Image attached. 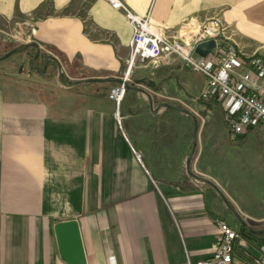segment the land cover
Returning <instances> with one entry per match:
<instances>
[{"label": "crops", "instance_id": "1", "mask_svg": "<svg viewBox=\"0 0 264 264\" xmlns=\"http://www.w3.org/2000/svg\"><path fill=\"white\" fill-rule=\"evenodd\" d=\"M120 1L168 35L208 19L218 0ZM251 10L264 20V3ZM0 22L22 25L39 47L28 90L0 79V264H67L54 226L68 220L78 224L85 264L197 263L215 254L217 220L239 229L234 211L264 217L257 200L249 207L211 182L233 163L224 104L201 123L170 100L194 98L200 73L170 57L153 73L136 66L133 82L145 80L135 83L144 89L127 94L143 90L145 113H118L120 126L116 113H84L88 95L110 100L117 82L82 79L124 71L132 27L121 10L102 0H0ZM148 96L159 98L155 109ZM249 130L264 144L260 127ZM244 231L239 242L256 252L264 232Z\"/></svg>", "mask_w": 264, "mask_h": 264}, {"label": "built area", "instance_id": "2", "mask_svg": "<svg viewBox=\"0 0 264 264\" xmlns=\"http://www.w3.org/2000/svg\"><path fill=\"white\" fill-rule=\"evenodd\" d=\"M102 1L121 10L132 27L122 81L109 91L117 111L133 68L138 66L153 73L164 58L170 57L202 75L204 86L199 96L203 100L218 96L226 102L231 136H240L253 127L264 131V58L256 53H242L226 35L227 27L220 19L212 17L196 26L185 23L167 35L151 24L148 14L137 15L120 0ZM207 40H213L215 46L202 57L194 48ZM116 120L120 126L117 112ZM216 225L219 243L214 256L197 263L187 260L184 264H264V244L252 252L239 242L242 234L237 227L224 220H217Z\"/></svg>", "mask_w": 264, "mask_h": 264}, {"label": "rangeland", "instance_id": "3", "mask_svg": "<svg viewBox=\"0 0 264 264\" xmlns=\"http://www.w3.org/2000/svg\"><path fill=\"white\" fill-rule=\"evenodd\" d=\"M261 2L264 3V0H218L215 1L213 13L209 17H216L222 21V23L227 27L226 35L230 37V40L236 44L242 53H256L264 58V20H254L252 14L253 10H251V8L253 9L254 4H261ZM239 16L241 19H239ZM209 17L208 19H210ZM28 43H31V41L29 40V31L25 27L22 25H15L12 22H0V57L16 47L21 50ZM35 50L36 49L34 47L29 46L24 50L14 52L6 59L0 61V79H2V81L4 79V82L7 85L11 84L21 87L23 91L26 88L28 90L30 84L29 79L31 76H34L32 68H36L34 60H32ZM46 55L48 56V54ZM46 55H44V57ZM176 61L182 63L178 59H175L173 62ZM22 65L24 66V70L22 74L19 75ZM47 70L48 68L45 64L44 71ZM51 71V77L59 80V82H66L62 79V75H64L63 70L61 71V69L58 70L57 68H53ZM124 71L122 72V75ZM132 74L133 72L126 84L133 82ZM122 75L118 78L121 79ZM68 84L71 85V83ZM133 86L143 88L136 86L135 84H133ZM110 87L113 86L109 85L108 90ZM202 87L197 90L194 98L190 95L182 98H176L173 96L175 98L171 97V99L169 95H167V97L171 100V102L176 103V106L183 108L190 113H196L200 122L204 123L205 118L201 115V113H222L221 110L218 109L217 105L219 103L221 105L222 102V104H224L223 110H225L226 102L218 96H214L209 100H203L199 96V92ZM87 90L91 91L92 88L88 87ZM127 90L129 89H126L125 87V93L121 100L120 107H118V111L116 109V104L113 101L111 102L107 98L102 97L97 98L95 95H88L84 102V113H142V110L145 113L147 111L146 105L148 102L145 97L146 94L139 92V99H137L136 96L132 97L130 96L131 94H127ZM158 103L159 98L156 100L152 97L151 108L155 109ZM207 103L209 104L206 105ZM196 104H203L205 105V108L201 110L196 106ZM224 120L225 123H227L225 124V127L227 126L229 129L226 112H224ZM208 123L210 126H217L218 124L215 118L209 119ZM118 129L120 130L119 126ZM229 137L230 141L228 143L232 148L231 158L233 163L227 172L213 173V176L217 177L218 181L211 179V182L215 184L221 192L224 191L222 189V186H224L230 194L240 197L241 199L243 198L249 207L257 200L255 206H258L259 209L264 212V200L262 197L260 198V195L262 196L263 194L262 181L264 179V144L262 138L253 130H247L240 136L233 137L229 135ZM226 183L228 184V187H226ZM258 201L261 205L258 204ZM239 216L250 228L253 226L254 228H258V230H261L259 228L264 227V217L257 218L248 214H244V218L241 215ZM239 230L241 231V226Z\"/></svg>", "mask_w": 264, "mask_h": 264}, {"label": "water", "instance_id": "4", "mask_svg": "<svg viewBox=\"0 0 264 264\" xmlns=\"http://www.w3.org/2000/svg\"><path fill=\"white\" fill-rule=\"evenodd\" d=\"M32 46L36 49L33 59L34 60L38 54H39V47L35 43H28L23 47L21 50H24L25 48ZM214 42L213 40H207L201 43H198L194 51L198 55L205 57L208 52L214 48ZM21 51L19 48H13L4 55L0 57V61L6 59L10 55H12L16 51ZM46 61L49 60H55L53 56H45ZM60 66V65H58ZM84 82H92V81H115L117 83H121V79L119 78H85L82 79ZM138 82H145V80L135 81L130 84H125L126 89L134 88L133 84H137ZM135 89V88H134ZM139 91L143 92L142 89H138ZM149 105L151 106V98L148 96ZM185 113H190L189 111L183 109ZM194 119V133L196 134L197 131V122L195 117ZM189 162V159L187 161V164ZM222 196V192L216 187L213 186ZM236 219L238 223L241 226V234L246 237L247 235L244 233V230L250 231L256 234H261L264 232L263 230H254L246 225V223L243 221V219L234 211ZM54 232L57 242V247L59 250L60 257L67 263V264H85V258H84V252L82 248V243L79 235V229L78 224L75 220H68V221H61L55 224L54 226ZM264 244V242H263Z\"/></svg>", "mask_w": 264, "mask_h": 264}, {"label": "trees", "instance_id": "5", "mask_svg": "<svg viewBox=\"0 0 264 264\" xmlns=\"http://www.w3.org/2000/svg\"><path fill=\"white\" fill-rule=\"evenodd\" d=\"M36 58H37V57H36ZM36 58H35V59H36ZM35 59H34V60H35ZM47 71H48V70H47ZM47 71H46V72H47ZM111 88H112V87H111ZM111 88H110V89H111ZM110 89H109V91H110ZM109 91H108V98H109ZM110 100H111V99H110ZM111 101H113V100H111ZM113 102H114V101H113ZM120 103H121V102H120ZM119 107H120V104H119Z\"/></svg>", "mask_w": 264, "mask_h": 264}]
</instances>
